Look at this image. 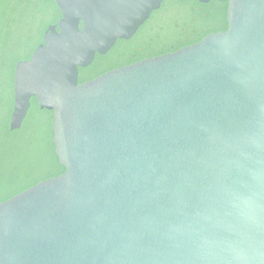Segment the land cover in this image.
Here are the masks:
<instances>
[{
    "label": "water",
    "instance_id": "1",
    "mask_svg": "<svg viewBox=\"0 0 264 264\" xmlns=\"http://www.w3.org/2000/svg\"><path fill=\"white\" fill-rule=\"evenodd\" d=\"M162 1L54 0L14 66L9 129L35 97L65 170L0 202V264H264V0L78 83Z\"/></svg>",
    "mask_w": 264,
    "mask_h": 264
},
{
    "label": "trees",
    "instance_id": "2",
    "mask_svg": "<svg viewBox=\"0 0 264 264\" xmlns=\"http://www.w3.org/2000/svg\"><path fill=\"white\" fill-rule=\"evenodd\" d=\"M227 0H164L129 39H117L105 54L79 67L78 83L143 58L175 51L227 28ZM54 0H0V202L65 170L55 152L53 111L31 97L18 129H9L12 80L17 61L43 42L60 18Z\"/></svg>",
    "mask_w": 264,
    "mask_h": 264
},
{
    "label": "flooded vegetation",
    "instance_id": "3",
    "mask_svg": "<svg viewBox=\"0 0 264 264\" xmlns=\"http://www.w3.org/2000/svg\"><path fill=\"white\" fill-rule=\"evenodd\" d=\"M78 73H79V71H78Z\"/></svg>",
    "mask_w": 264,
    "mask_h": 264
}]
</instances>
